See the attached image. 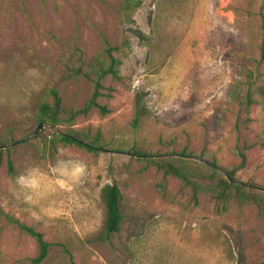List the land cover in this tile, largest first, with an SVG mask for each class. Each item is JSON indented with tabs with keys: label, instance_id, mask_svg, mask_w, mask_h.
Returning a JSON list of instances; mask_svg holds the SVG:
<instances>
[{
	"label": "rangeland",
	"instance_id": "obj_1",
	"mask_svg": "<svg viewBox=\"0 0 264 264\" xmlns=\"http://www.w3.org/2000/svg\"><path fill=\"white\" fill-rule=\"evenodd\" d=\"M139 1L127 10L124 0H0L4 145L32 134L47 89H57L66 108L88 100L92 84L83 77L63 79L64 67L106 60L102 38L117 48L122 77L104 80L114 91L99 102L110 113L91 109L70 125L44 123L40 137L0 152V264H33L36 252L34 240L3 213L51 244L40 264L264 261V0ZM249 90L253 103L244 109L240 103ZM137 95L143 109L134 127ZM70 130L109 152L73 145L53 151L47 142L52 132ZM183 149L233 169L258 201L231 199L221 210L199 194L195 204L189 187L172 176L162 179L138 160ZM158 182L165 184L164 195ZM106 184L121 193L120 230L106 242L90 243L102 225L100 189Z\"/></svg>",
	"mask_w": 264,
	"mask_h": 264
},
{
	"label": "trees",
	"instance_id": "obj_2",
	"mask_svg": "<svg viewBox=\"0 0 264 264\" xmlns=\"http://www.w3.org/2000/svg\"><path fill=\"white\" fill-rule=\"evenodd\" d=\"M124 3L127 10H133L138 7L140 1L124 0ZM102 42V51L106 60L101 63L98 60H96L95 63H88L80 59L81 65L75 66L73 64H65L64 67L65 70L63 79L83 77L92 84L93 89L88 100L80 107L66 108L63 105L62 98L57 89L49 88L45 91V96L41 98L38 105L35 116V122L37 125L46 123L54 126L64 122H67L70 125L75 117L78 115H85L91 109H96L101 116H105L110 113V109L105 104L99 102L100 98L111 97L114 91L112 86L104 85V80L109 77L112 81L120 82L122 77L118 69L120 61L113 55V51L117 48L115 46H111L105 38H102ZM259 61H264V22L262 23V39L260 43ZM83 67L87 69H84ZM246 93L245 103H240L243 105L244 109H247L248 106L253 103L250 90ZM142 109L143 105L141 98L137 95L135 97L134 114L132 119L134 127L137 126L140 120ZM38 137H40V134H38L35 138ZM47 142L53 151L56 150L58 146L64 147L73 145L88 152H96L97 148L101 147L97 146L96 142L87 141L83 138L80 135L79 130L63 131L61 133L52 132V135ZM4 143L6 142H0V146H7L4 145ZM7 150L8 148L3 150L1 149L0 152ZM131 151L135 154H144V152L137 150ZM173 152L176 153L175 151ZM178 154L191 156V154L185 149L178 152ZM240 157L242 164L244 161V153H241ZM138 160H143L154 166L156 170L162 173V179H165L167 176H172L178 179L185 187H189L192 192L193 203L195 204H197L199 194H208L212 199L220 203L221 210H225L227 201H230L231 199L238 200L242 203L258 201V195L254 192H249L251 189H247L246 186H240L228 182L224 176L221 175V173L201 162L199 163L173 156ZM207 162L216 165L214 161ZM6 163L8 172H12V163L8 157L6 159ZM223 170L228 172L231 179L238 181L234 177L233 169ZM157 185L164 195L165 184L163 182H158ZM100 199L104 209L103 221L100 229L87 238V241L90 243L106 242L112 233H116L120 230L122 215L119 209V201L121 199V193L117 185L106 184L102 186L100 189ZM3 215L6 221L15 225L20 233L28 235L34 240L36 244V252L34 256L30 258V262L33 264L42 263L47 257L49 247L51 245L46 239H44L43 234L35 230L33 227L19 221L12 215L6 213H3ZM258 264H264V261Z\"/></svg>",
	"mask_w": 264,
	"mask_h": 264
},
{
	"label": "water",
	"instance_id": "obj_3",
	"mask_svg": "<svg viewBox=\"0 0 264 264\" xmlns=\"http://www.w3.org/2000/svg\"><path fill=\"white\" fill-rule=\"evenodd\" d=\"M43 127H44L43 124H38V125L36 126L35 130L32 132V134H30L29 136H26V137H24V138H21V139L15 141V142H13V143L7 145V146H12V145H14V144H16V143H21V142H23V141H26V140H29V139L34 138V137L36 136V134L38 133V131H39L41 128H43ZM7 146H0V148H5V147H7ZM97 150H99V151H107V152H109V150L102 149V148H97ZM128 154H129L130 156H136V155L131 154V153H128ZM171 156L181 157V158H184V159H192V160H195V161L201 162V163L206 164V165L210 166L211 168L215 169V170L218 171L219 173H221V174L224 176V178H225L228 182L233 183V184H237V185H240V186L250 187V185H247V184H245V183H243V182H240V181H234L233 179L230 178L228 172H226V171L223 170L222 168H220V167H218V166H216V165H214V164H211V163H209V162H207V161H205V160H203V159H200V158H197V157H193V156H188V155H175V154H171ZM142 157H145V156H142Z\"/></svg>",
	"mask_w": 264,
	"mask_h": 264
},
{
	"label": "clouds",
	"instance_id": "obj_4",
	"mask_svg": "<svg viewBox=\"0 0 264 264\" xmlns=\"http://www.w3.org/2000/svg\"><path fill=\"white\" fill-rule=\"evenodd\" d=\"M21 179H23V177Z\"/></svg>",
	"mask_w": 264,
	"mask_h": 264
}]
</instances>
